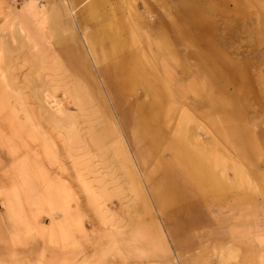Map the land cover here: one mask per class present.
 Listing matches in <instances>:
<instances>
[{"label":"rangeland","instance_id":"374dc122","mask_svg":"<svg viewBox=\"0 0 264 264\" xmlns=\"http://www.w3.org/2000/svg\"><path fill=\"white\" fill-rule=\"evenodd\" d=\"M0 264H264V0H0Z\"/></svg>","mask_w":264,"mask_h":264},{"label":"bare ground","instance_id":"6f19581e","mask_svg":"<svg viewBox=\"0 0 264 264\" xmlns=\"http://www.w3.org/2000/svg\"><path fill=\"white\" fill-rule=\"evenodd\" d=\"M260 2V1H259Z\"/></svg>","mask_w":264,"mask_h":264}]
</instances>
